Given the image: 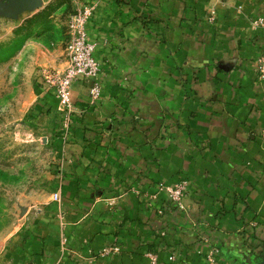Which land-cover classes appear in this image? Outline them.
Listing matches in <instances>:
<instances>
[{
  "label": "crops",
  "instance_id": "0c3cea01",
  "mask_svg": "<svg viewBox=\"0 0 264 264\" xmlns=\"http://www.w3.org/2000/svg\"><path fill=\"white\" fill-rule=\"evenodd\" d=\"M67 2L73 13L97 6L87 34L102 97L92 105L86 84L72 89L70 133L53 138L63 163L10 264H147L141 254L153 249L164 264L170 248L176 264H205L201 236L219 248V264H264V83L255 71L264 29L249 24L264 17V0ZM212 6L214 26L205 21ZM71 16L63 34L31 43L38 72L67 66ZM32 99L31 126L62 132L59 101L40 75ZM184 178L185 211L148 210L147 194L167 206L163 186ZM116 242L120 255L99 256Z\"/></svg>",
  "mask_w": 264,
  "mask_h": 264
},
{
  "label": "rangeland",
  "instance_id": "374dc122",
  "mask_svg": "<svg viewBox=\"0 0 264 264\" xmlns=\"http://www.w3.org/2000/svg\"><path fill=\"white\" fill-rule=\"evenodd\" d=\"M67 1L42 0L39 7L21 8L20 13L10 16L6 13L10 1L0 0V264L13 263L11 255L19 248L17 235L27 219L36 214L49 199L52 192V181L49 179L56 177V168L63 163L57 158L53 138H67L71 126L68 131L63 124L62 132H54L52 136L34 129L29 121V106L33 100L35 77L42 76V72H38L41 68L35 61L31 43L42 41L44 35L53 37L57 30L63 34V22L73 14L71 3ZM205 21L212 26L216 24V7L208 9ZM249 24L253 30L264 29V17L250 19ZM262 65L264 53L255 64L259 83H264ZM184 180L191 185L188 178ZM188 197L182 206L167 200V206L161 207L155 206L156 193L147 194V208L162 218L173 210L185 211ZM189 231L197 232L195 228H189ZM161 233L165 237L166 232ZM199 239L210 244L208 252L201 253L207 264L213 248L218 247L209 238L201 236ZM169 250L170 255L164 264L181 261L175 248ZM121 252L116 242L101 251L99 256L111 258ZM159 252L157 249L147 250L141 256L148 261L147 264H151V257H156L157 263L161 264Z\"/></svg>",
  "mask_w": 264,
  "mask_h": 264
},
{
  "label": "built area",
  "instance_id": "2783aa9c",
  "mask_svg": "<svg viewBox=\"0 0 264 264\" xmlns=\"http://www.w3.org/2000/svg\"><path fill=\"white\" fill-rule=\"evenodd\" d=\"M96 7V5H83L72 14L68 21V41L64 49L67 66L64 69L42 70L44 84L58 99V112L68 131L72 125L74 104L71 100V91L74 86L82 82L89 87L92 105L97 104L102 97V65L94 56L95 45L88 40L87 34V24L93 17ZM262 72L264 73V65H262ZM163 189L168 194V200L176 206H182V202L191 192L190 184L184 179L172 186H163ZM219 255V248H213L207 264H218ZM151 264H158L156 257H151Z\"/></svg>",
  "mask_w": 264,
  "mask_h": 264
},
{
  "label": "water",
  "instance_id": "95a60500",
  "mask_svg": "<svg viewBox=\"0 0 264 264\" xmlns=\"http://www.w3.org/2000/svg\"><path fill=\"white\" fill-rule=\"evenodd\" d=\"M10 5L7 8V14L12 16L20 13L21 8H36L39 7L42 3V0H9Z\"/></svg>",
  "mask_w": 264,
  "mask_h": 264
},
{
  "label": "trees",
  "instance_id": "16d2710c",
  "mask_svg": "<svg viewBox=\"0 0 264 264\" xmlns=\"http://www.w3.org/2000/svg\"><path fill=\"white\" fill-rule=\"evenodd\" d=\"M36 19V18H35Z\"/></svg>",
  "mask_w": 264,
  "mask_h": 264
}]
</instances>
